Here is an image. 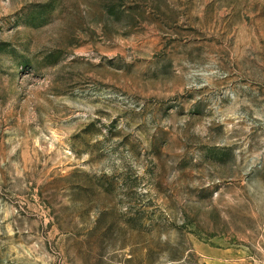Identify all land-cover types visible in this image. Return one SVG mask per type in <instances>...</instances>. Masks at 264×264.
Listing matches in <instances>:
<instances>
[{
	"label": "rangeland",
	"instance_id": "rangeland-1",
	"mask_svg": "<svg viewBox=\"0 0 264 264\" xmlns=\"http://www.w3.org/2000/svg\"><path fill=\"white\" fill-rule=\"evenodd\" d=\"M0 264H264V0H0Z\"/></svg>",
	"mask_w": 264,
	"mask_h": 264
}]
</instances>
